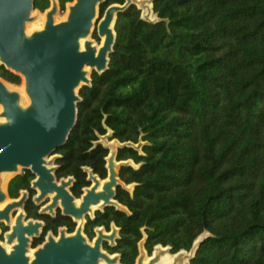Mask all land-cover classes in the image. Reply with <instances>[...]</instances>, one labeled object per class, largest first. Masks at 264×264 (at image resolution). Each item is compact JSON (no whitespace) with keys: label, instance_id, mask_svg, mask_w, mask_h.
I'll return each mask as SVG.
<instances>
[{"label":"trees","instance_id":"trees-1","mask_svg":"<svg viewBox=\"0 0 264 264\" xmlns=\"http://www.w3.org/2000/svg\"><path fill=\"white\" fill-rule=\"evenodd\" d=\"M51 1L34 0L33 10ZM55 1L63 12L74 0ZM124 2L104 0L99 17ZM151 9L153 21L135 4L117 14L107 69L78 90L76 124L54 152L55 176L73 178L76 198L89 185L86 168L105 179L109 151L98 141L109 134L121 143L116 161L134 166L120 165L122 208L88 217V239L114 225L115 243L103 249L121 264H135L141 241L148 255L156 246L193 250L186 264H264V0H152ZM0 79L21 81L2 65ZM33 179L23 171L6 190L10 199L30 193L27 218L43 222L35 248L75 224L38 212Z\"/></svg>","mask_w":264,"mask_h":264},{"label":"water","instance_id":"water-1","mask_svg":"<svg viewBox=\"0 0 264 264\" xmlns=\"http://www.w3.org/2000/svg\"><path fill=\"white\" fill-rule=\"evenodd\" d=\"M103 1L74 0L67 6L65 20L55 22L59 6L52 0L42 29L26 34L25 25L33 19L34 0H0V65L23 77L29 100L22 106L20 94L0 79V118L3 119L0 121V204L7 201L0 208V225L8 228L3 234L0 230L4 242L0 241V264H121L118 254L103 249L104 243H115L118 229L114 225L109 233L96 229L92 240L83 234L86 217L96 210L108 206L122 208L115 200L116 188L121 184L118 169L122 163L116 161L121 143L117 141L119 146L114 149L103 141V136L99 138L98 142L109 151L107 175L102 180L86 168L90 186L79 199L70 191L73 178L58 180L54 158H50L66 143L76 124L78 90L90 83L88 70L102 73L107 69L115 43L117 14L142 0L110 5L99 19ZM148 1L152 4V0ZM94 31L103 38L98 49L90 40ZM19 170L33 174L32 200L37 206L43 205L41 213L54 214L59 210L62 216L77 223L74 233L61 229L57 237L47 235L39 246L32 248L33 240L42 234L43 223L26 219L23 212L26 193L10 200L1 185L3 174L16 176ZM144 258L139 252L135 264H156L160 255L155 251L146 263ZM178 262L175 258L171 264Z\"/></svg>","mask_w":264,"mask_h":264},{"label":"rangeland","instance_id":"rangeland-1","mask_svg":"<svg viewBox=\"0 0 264 264\" xmlns=\"http://www.w3.org/2000/svg\"><path fill=\"white\" fill-rule=\"evenodd\" d=\"M70 4H72V2H71ZM70 4H68V5H70ZM68 5H67V6H68ZM67 6L65 7V10H64L63 12H57V13L54 15V21H55V22H60V21L65 20L66 15H67ZM136 6L140 9V11H141V16H142L143 18H145V19H147V20H150V21H153V20L155 19V16H154L153 13H152L151 4H150V2H149L148 0H142V1L137 2V3H136ZM50 7H51V5L49 6V8H50ZM49 8H48V9H49ZM48 9H47V10H48ZM47 10H46V11H47ZM46 11H44V12H39V11H37V10H33V11L31 12V17H32L33 19H32L31 22H28V23L25 25V32H26V34H31L32 32H34V31H36V30H40V29H42L43 24H44V21H45V12H46ZM99 19H100V17H99ZM99 19H98V20H99ZM98 20H97V21H98ZM94 32H95V31H94ZM93 34H94V33H93ZM93 34H92L90 40L92 41L93 44L97 45V44L99 43V41H100V37H98L97 34H96V36L94 37ZM92 72H93V71L88 70V76H89V77H90V75H91ZM20 79H21V81H20V83H19L18 85L10 84V83H7V82H5V84L7 85V87H8L10 90L17 91V92L20 94V100H19V102H20V104H21L22 106H26V105L28 104L29 100H28V98H27V96H26V94H25V92H24L23 77L20 76ZM0 112H1V107H0ZM0 121H2V118H0ZM108 135H109V134H108ZM108 135L103 136V141L106 142V144H107L108 146H111L112 148L116 149V148L119 146L118 143H117V141H116V140H110V139L107 137ZM134 147L138 148V145H134ZM121 163H122V164H129V165L134 166L133 163H132L131 161H123V162H121ZM19 173H21V170H19ZM13 176H14V174H13V175H10V176H7V174H3V175L1 176V179H2V184H1V185H2V188H3V189L6 188L7 181H8L9 179H11ZM126 188H127L128 190H131V186H127ZM29 219H30V218H29ZM0 229H1V228H0ZM50 234H51V233H50ZM55 236H56V235H55ZM204 236H205V234L202 235V236L199 238V240H198L197 242H199L200 239H201L202 237H204ZM0 241L3 242V240H1V238H0ZM3 243H4V242H3ZM155 251H158V252H159L160 257L163 256V255H165V254H168V255L172 256V259H173V260H174L175 258H178V261H179L178 263H179V264H185V263L188 261L189 257H191V256L193 255V250H192V251H189V252H186V251H183V250H182V251H179V252H177V253L172 254V253H170L168 247H162V246H156V247L154 248L153 252H152L150 255H148L147 252H146V251L144 250V248H143V242L141 241V242L139 243V252H140V253H143V254L145 255V258H144V259H149V257H150L151 255H153ZM136 259H137V258H136ZM135 262H136V260H135Z\"/></svg>","mask_w":264,"mask_h":264},{"label":"flooded vegetation","instance_id":"flooded-vegetation-1","mask_svg":"<svg viewBox=\"0 0 264 264\" xmlns=\"http://www.w3.org/2000/svg\"><path fill=\"white\" fill-rule=\"evenodd\" d=\"M106 157H107V156H106ZM50 158H54V160H55L56 155L52 154V155L50 156ZM105 160H106V158H105ZM54 165H55V164H54ZM105 167H106V164H105ZM95 175H96V174H95ZM58 180H59V179H58ZM102 180H103V179H102ZM31 182H32V181H31ZM89 186H90V183H89V185H88L87 187H89ZM6 187H7V185H6ZM30 187H31V183H30ZM87 187H85V188H87ZM85 188L82 189V193H83V190H84ZM31 189H32V188H31ZM32 190H33V189H32ZM6 192H7V190H6ZM33 192H34V194L31 196V200H32L33 196L35 195V191H34V190H33ZM23 193H26V194H27V200H28V199L30 198V193H29L27 190H23V191L20 192L19 197H21ZM81 195H82V194H81ZM81 195H80V196H81ZM19 197H18V198H19ZM18 198H17V199H18ZM75 198H76V197H75ZM79 198H80V197H78L77 199H79ZM9 199H10V198H9ZM17 199H15V200H17ZM10 200H12V199H10ZM27 200H26V202H27ZM26 202H25V203H26ZM32 202H33V200H32ZM33 204H34V202H33ZM24 205H25V204H24ZM34 205L38 208V212L41 213L40 210H41V208H42L43 205H41V206H37L36 204H34ZM100 210H101V209H100ZM96 211H97V210H96ZM96 211H95V212H96ZM23 212H24V214L26 215V212H25V210H24V207H23ZM58 212L60 213L59 210H56V212H55L54 214H47V213H43V214H47V215H50V216H55ZM93 216H94V214H93L92 216H89V218H92ZM87 218H88V217H86V219H87ZM26 219H29V218H27V215H26ZM30 219H31V218H30ZM32 220H35V219H32ZM71 220H72V219H71ZM38 221L42 222L41 220H38ZM72 221H73V220H72ZM73 222H74V221H73ZM12 223H13V220L11 221V224H12ZM42 223H43V222H42ZM85 223H86V222H85ZM74 224H75V228H74V231H75V229H76V227H77V223L74 222ZM3 226H4V225H0V228H1L0 230H1L2 234L8 231V228H7V231L3 232V230H2V227H3ZM84 226H85V225H84ZM111 227H112V226H111ZM98 228H102V227H98ZM98 228H95V231H96V229H98ZM61 229H64V230L67 232V229H66L65 227H61V228L58 229V233H59V231H60ZM83 229H84V228H83ZM102 229H103V228H102ZM74 231L71 232V233H74ZM109 232H110V231H109ZM109 232H108V233H109ZM58 233H57V235H58ZM67 233H68V234H71V233H69V232H67ZM83 234H84V233H83ZM47 235H53L54 237H57V235L55 236L53 233H51V234H50V233H47L46 236H47ZM46 236H45L44 240L46 239ZM84 236H85V234H84ZM85 237H86V236H85ZM94 237H95V235H94ZM94 237H93V238H94ZM0 238H1V240H3L2 235L0 236ZM86 238H87V237H86ZM93 238H92V239H93ZM87 239H88V238H87ZM92 239H91V240H92ZM88 240H90V239H88ZM1 242H2V241H1ZM165 255L171 257V256L168 255V254H165ZM165 255H163V256H165ZM163 256H161V257H163ZM147 260H148V259H144V262H146Z\"/></svg>","mask_w":264,"mask_h":264},{"label":"bare ground","instance_id":"bare-ground-1","mask_svg":"<svg viewBox=\"0 0 264 264\" xmlns=\"http://www.w3.org/2000/svg\"><path fill=\"white\" fill-rule=\"evenodd\" d=\"M102 43H103V38H100V41H99V43L97 44V45H95V44H93L94 46H96V48L98 49L101 45H102ZM82 44H83V41H81V48H82ZM23 83H24V81H23ZM1 107V106H0ZM2 121H3V119H2ZM14 173H7V176H10V175H13ZM7 202V201H6ZM5 202V203H6ZM5 203H2V204H0V208H2L3 206H4V204ZM7 249H9V246H5ZM31 252L32 251H29V255H31ZM172 261H173V259H172V256L171 257H169V256H163V257H160L159 258V261L156 263V264H171L172 263ZM147 262V261H146ZM146 262H144V263H146Z\"/></svg>","mask_w":264,"mask_h":264},{"label":"built area","instance_id":"built-area-1","mask_svg":"<svg viewBox=\"0 0 264 264\" xmlns=\"http://www.w3.org/2000/svg\"><path fill=\"white\" fill-rule=\"evenodd\" d=\"M21 173H23V170H21Z\"/></svg>","mask_w":264,"mask_h":264}]
</instances>
